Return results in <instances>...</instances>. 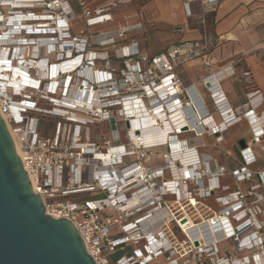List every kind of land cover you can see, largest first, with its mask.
Listing matches in <instances>:
<instances>
[{"label":"built area","instance_id":"1","mask_svg":"<svg viewBox=\"0 0 264 264\" xmlns=\"http://www.w3.org/2000/svg\"><path fill=\"white\" fill-rule=\"evenodd\" d=\"M78 1L88 17L95 0ZM192 1L184 3L187 15ZM199 1L204 9L220 2ZM131 3L117 0L95 9L94 25L86 19L87 27L103 25L97 27L102 40L95 45L83 31L70 33L75 14L65 0H0V31L19 26L3 54L9 64L0 71V115L45 215L69 221L94 264H157L158 259L162 264H264V172L253 177L249 171L252 148L264 142V113H256L261 102L250 97L249 108L235 113L217 94L218 83L236 73L251 87L250 72L236 70L239 59L203 78L214 108L208 111L176 73L206 46L182 42L149 56L135 40L138 12H117ZM23 12L31 18L14 22L12 17ZM59 21L65 22L61 34ZM74 61L73 70L56 73L50 90L51 67ZM17 65L41 80L40 88L10 82ZM85 71L92 79L83 76ZM132 105L136 110L139 105L140 117L131 113ZM241 120L250 138L243 149L238 146L242 163L232 173L230 190L222 181L226 168L198 150L205 147L204 137L223 142L228 127ZM43 121L51 124L48 135L40 132ZM105 123L110 133L93 136L92 127ZM155 159L162 165L154 167ZM208 200L217 210L206 205ZM127 247L129 252L110 258Z\"/></svg>","mask_w":264,"mask_h":264},{"label":"crops","instance_id":"2","mask_svg":"<svg viewBox=\"0 0 264 264\" xmlns=\"http://www.w3.org/2000/svg\"><path fill=\"white\" fill-rule=\"evenodd\" d=\"M186 0H132L126 10L135 9L140 17V31L135 40L139 49L147 54L165 51L173 44L198 42L206 46L205 52L182 63L176 70L184 87L193 86L192 98L210 112L214 110L209 95L201 86V80L209 75L224 72L236 64V70L250 72L252 86L243 81L225 79L218 83L217 94L235 113L249 108L248 98L256 97L260 105L257 114L264 113V0H220L214 8L204 9L199 0L189 3L190 15L184 9ZM200 61L201 67L188 69L191 61ZM250 93H255L248 96ZM216 94V95H217ZM103 135V133L100 132ZM249 129L245 120L230 125L223 142L204 137L205 147L198 153L207 154L220 150L232 153L239 140L248 139ZM186 136V135H185ZM164 150L160 149V153ZM154 167L162 165L161 159L153 161ZM211 201V200H208ZM206 205L214 210L217 207ZM131 250L116 252V259ZM163 260L158 259L157 264ZM156 264V263H155Z\"/></svg>","mask_w":264,"mask_h":264},{"label":"water","instance_id":"3","mask_svg":"<svg viewBox=\"0 0 264 264\" xmlns=\"http://www.w3.org/2000/svg\"><path fill=\"white\" fill-rule=\"evenodd\" d=\"M0 264H94L73 225L45 215L1 115Z\"/></svg>","mask_w":264,"mask_h":264},{"label":"rangeland","instance_id":"4","mask_svg":"<svg viewBox=\"0 0 264 264\" xmlns=\"http://www.w3.org/2000/svg\"><path fill=\"white\" fill-rule=\"evenodd\" d=\"M47 1H52V0H45V2H47ZM65 1L71 6V8L74 10V14H75V17L72 18V16H71V18H70V20L74 21V25H73L70 33L73 34V35H78L80 31H83V33H85V35L87 34V39H91L92 40V44L94 43L95 45H99L100 41L102 40L101 39L102 36H100L98 34V30L100 28L102 29L103 25L99 26V27L97 26L99 29H97L96 26L87 27L85 25L86 24V19L87 18H88V20L92 19V18L96 19V15L93 13V11L95 9L101 8V7H103L104 5H106L107 3H110V2L115 3L117 0H95V1L91 2V4L88 5V7H87V13L89 14L88 17H86L84 15V9L79 7V5H78L79 1L78 0H65ZM80 1H83V0H80ZM124 7H127V6H124ZM124 7L119 8V10H117V12H124L126 10V8H124ZM110 11L113 12V13L116 12V11H112V9ZM58 12L61 13V12H63V10H58ZM10 13H12V12H10ZM97 22L98 21H93V19H92L91 22L88 23V25H94ZM59 27H60L59 31H62L61 30V26H59ZM86 28H87V31L85 32ZM10 30L11 29H9L8 31L10 32ZM60 34H61V32H60ZM12 36H14V35H12ZM45 44L46 43H43V45H45ZM173 45H175V44H173ZM91 51H94V52H98L99 51V52H101L100 51V47H98V46H92ZM54 61H55L54 58L51 57L50 58V62L54 63ZM41 63L44 64V62H41ZM0 66L2 67V66H8V65L0 64ZM111 66H113L115 68L117 67V65H115L114 62L112 63ZM96 67L97 68H101L100 64H96ZM186 67L188 69H194L195 67H201V62L197 61V60L191 61L190 63H188L186 65ZM3 69H5V68H3ZM3 69L0 68V71H2ZM12 76H13L14 79H16L17 73L12 74ZM13 78H11V79H13ZM229 79L235 80L237 82L238 81H243L241 78H239L238 73H236L233 77H230ZM40 105H42L41 107L47 108V104H45V103L40 104ZM40 130H41L40 132H41L42 135L50 134L51 130H52L51 129V124L49 125V124H47V122L43 121L42 124H41V129ZM110 131H111V128L106 123L104 125H102L101 127H97V126L96 127H92V130H91L93 136L101 135L100 132L103 133V134H108V133H110ZM120 135H121V137H123V131H120ZM249 138H250V136L248 134V139ZM232 150L233 151H232V153L230 155H228V154H226L224 152H221L220 150H215L213 152L207 153L208 155L214 156L217 159L218 164L226 168V170L228 172V175H226L222 179V181L229 186L230 190L235 188V185L233 184L232 173L236 169H239V167H240L239 165H240V163H242V155H241V152H240L241 149L238 147V145H236L235 148L232 149ZM252 153L254 155V159L255 160L249 166V171L251 173V176L255 177L256 175H259V174L264 172V142L259 144V145H257V146H255V147H253L252 148ZM250 181H255V179L252 178ZM223 194L218 193L219 196L223 195ZM213 200L208 201L207 204L211 205L212 207H215V203H214ZM216 207H217V205H216ZM220 247L224 248L225 244H221Z\"/></svg>","mask_w":264,"mask_h":264},{"label":"bare ground","instance_id":"5","mask_svg":"<svg viewBox=\"0 0 264 264\" xmlns=\"http://www.w3.org/2000/svg\"><path fill=\"white\" fill-rule=\"evenodd\" d=\"M28 17L31 18V15H29V16H19L18 18H15L13 20H15L14 22H16V21H19V20L21 21V20L27 19ZM10 24L12 25V24H15V23H10ZM58 25L61 26V27H63L65 25V22L64 21H59L58 22ZM59 28H58V30H60ZM8 30L9 29H7L5 33H3L2 31H0V62H1L0 64H3V65L4 64L5 65H8L9 64L8 61H5V59L3 58V56H4L3 54L5 53V51L7 49L6 44H8L10 42L13 43V40L16 39L15 38L16 37V32L19 31V27L18 28H12L10 30V32ZM59 32L62 33V31H59ZM12 35H14V36H12ZM18 39H21V38L18 37ZM50 45H51V43L48 44V46H50ZM6 67L7 66H2V67L0 66L1 69L6 68ZM41 67H43V64L42 63L39 64L37 70L41 69ZM75 67H76V61L70 62L67 65L66 64L65 65L58 64V66L51 67L50 71L47 73V77H48V74H49V77L52 78V80H51L52 83L50 85V90H53L54 87H55V85H56V81H55L54 77H55V75H56L57 72L58 73H65V72H68V71L73 70ZM14 73H17L16 79H14L13 76H12L13 79H10L9 80L10 82H17L19 84H23L24 83L22 87H27V88H29V90H32V89L35 90L37 88H40V86H41V80H34L33 78H30L28 75L25 74V72H23L22 69L19 68L18 65L12 67V74H14ZM84 75L83 76L86 77L87 79H92V77L89 74V72H86L85 71ZM43 79H45V77H43ZM62 83H64V82H62ZM86 94H87V90L84 91V96ZM92 99H95V98L93 97ZM132 106H133V109H132V112L131 113L133 115H135L138 112V114L140 113L138 115L140 117L142 111L140 110L139 105H136L137 110L134 109V105H132ZM152 118H153V122H154L155 121V116H153ZM8 127L9 126H7V128ZM9 132H10V129H9ZM10 135H11V137L13 139V142H14V145H15V149H16V152H17V155L20 158V153H19V150H18V146L16 145V143L14 141V138H13V135H12L11 132H10Z\"/></svg>","mask_w":264,"mask_h":264},{"label":"flooded vegetation","instance_id":"6","mask_svg":"<svg viewBox=\"0 0 264 264\" xmlns=\"http://www.w3.org/2000/svg\"><path fill=\"white\" fill-rule=\"evenodd\" d=\"M36 13L42 14L43 11H42V10H39V11H37ZM23 15H24V16H27L25 12H23ZM12 18H13V19L18 18V16H13Z\"/></svg>","mask_w":264,"mask_h":264},{"label":"trees","instance_id":"7","mask_svg":"<svg viewBox=\"0 0 264 264\" xmlns=\"http://www.w3.org/2000/svg\"><path fill=\"white\" fill-rule=\"evenodd\" d=\"M162 52H164V51H162ZM159 53H161V52H159ZM159 53H155V54H148L149 56H153V55H156V54H159Z\"/></svg>","mask_w":264,"mask_h":264}]
</instances>
